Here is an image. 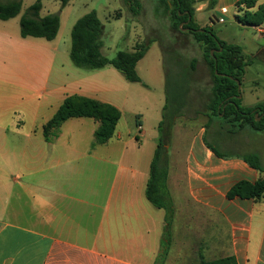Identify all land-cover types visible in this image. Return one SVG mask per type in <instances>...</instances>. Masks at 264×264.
Here are the masks:
<instances>
[{"label":"crops","instance_id":"0c3cea01","mask_svg":"<svg viewBox=\"0 0 264 264\" xmlns=\"http://www.w3.org/2000/svg\"><path fill=\"white\" fill-rule=\"evenodd\" d=\"M240 1L195 0V19L233 44L213 23L234 17L240 34L233 45L252 65L257 56L264 58V35L257 31L264 24L239 22L247 12ZM261 5L259 0L255 10ZM207 9L210 20L201 16ZM41 40L0 24V264H200L230 257L237 264H264V194L230 196L238 184L264 179L245 161L258 155L264 168V131L209 112L189 120L197 130L184 159L169 164L174 213L168 225L167 212L146 196L166 96L154 109L147 93L113 67L60 66L71 49L63 53ZM249 66L241 104L255 109L264 104V70L248 79ZM73 96L112 105L121 114L130 110L137 119L136 142L132 132L119 131V122L114 137L96 145L100 124L91 118L70 119L46 136V124ZM189 107L175 123L184 122ZM163 246L167 253L160 262Z\"/></svg>","mask_w":264,"mask_h":264},{"label":"trees","instance_id":"16d2710c","mask_svg":"<svg viewBox=\"0 0 264 264\" xmlns=\"http://www.w3.org/2000/svg\"><path fill=\"white\" fill-rule=\"evenodd\" d=\"M44 0L36 2L27 10L20 21L21 36L23 38H41L54 41L61 29L59 15L41 17ZM62 7H66L72 0H60ZM131 10L138 14L142 8L140 0H126ZM259 0H242L238 7H245L247 12L238 16L237 20L244 25L260 26L264 24V5L258 6ZM162 6L171 14L173 26L180 30L184 24L195 41L203 47L205 61L213 76L211 97L207 108L210 116H221L232 122H240V127L250 126L254 131H264V116L256 121L255 114L260 111L264 114V104L255 109L244 108L241 104V90L246 67L250 60L243 55L242 47L228 44L218 38L210 27H200L195 19V0H161ZM22 10L21 1L1 2L0 20L8 21L17 17ZM103 24L97 11H92L79 18L75 23L71 38L72 47L70 58L78 68L95 70L113 67L131 83H142L137 72V65L146 56L150 44L143 43L134 47L131 52H119L114 59L102 54ZM163 51V49H162ZM196 60L191 61V70L182 68L177 55L163 51V65L166 75V105L163 111V120L160 123V139L151 164L150 178L147 184L146 196L156 208L167 212L168 225L174 213V205L168 189L169 157L167 139L170 137L171 127L175 120L182 115L184 108L189 104L192 92V71H195ZM73 118H91L99 122L100 126L95 134V144L108 143L115 135L118 123L122 118L121 112L112 105L98 101L73 96L64 101L56 115L44 127L46 136L56 134L61 126ZM169 135V137H168ZM218 156H223L218 150L207 143ZM245 161L254 169L264 174L261 159L258 155H249ZM264 194V179L255 185L240 183L232 189L230 196L260 198ZM167 253L163 246L160 262ZM200 264H237L234 258H225L213 262L202 261Z\"/></svg>","mask_w":264,"mask_h":264},{"label":"rangeland","instance_id":"374dc122","mask_svg":"<svg viewBox=\"0 0 264 264\" xmlns=\"http://www.w3.org/2000/svg\"><path fill=\"white\" fill-rule=\"evenodd\" d=\"M0 1L22 2V10L17 17L7 22L0 20L1 25L7 26L12 34L16 33L20 37V21L36 0ZM140 1L142 2V8L136 14L131 10V5L126 0H72L64 8L60 0H44L41 17L59 15L61 18V30L54 42L45 39L41 41L55 48L58 47L60 52H67L72 47L71 33L75 22L84 15L92 11H97L103 24L101 41L103 44L102 54L105 57L114 59L119 52L133 51L134 47L138 44H150L148 53L138 65L139 72L147 85L141 86V83H134V85L147 93L148 99L153 103L154 109L160 97L163 99L166 96L163 51L165 50L167 54H176L184 70H191V61L196 60L195 71H192V92L190 93L189 103L191 107L185 110L186 112L181 118L184 122H176L171 127L170 137L168 135L169 138L166 141L169 162L175 158L183 161L187 148L197 130L196 122L189 120H192L200 114L209 112L207 105L213 86L212 72L205 61L201 44L195 41L189 30L183 28L184 24L180 26V30L174 28L171 14L162 6L161 0ZM202 2L204 1L198 2V5ZM263 2L264 0H261V3ZM201 16L210 20L212 10H205ZM227 18L228 22L225 25L217 26L214 22L213 26L216 28L215 31L222 30L227 40L234 44V40L239 38L240 32L237 28L235 18L229 15ZM248 29V35L252 37L255 32L250 28ZM257 36L259 37L258 34ZM67 60V63L60 60L59 65L67 68L70 63L72 68L79 69L74 65L69 55ZM263 70L264 58L257 56L254 63L249 66L248 79L253 78L258 72ZM243 92H247V82H245L241 89V96ZM245 98H247V95H245ZM136 120V116L130 110H124L119 124V131L125 133L128 131L132 132L131 138L135 142V135L139 132ZM152 122L151 125L157 128L156 121L153 120Z\"/></svg>","mask_w":264,"mask_h":264},{"label":"water","instance_id":"95a60500","mask_svg":"<svg viewBox=\"0 0 264 264\" xmlns=\"http://www.w3.org/2000/svg\"><path fill=\"white\" fill-rule=\"evenodd\" d=\"M188 23V22H187ZM187 23H183V24H187ZM238 85H239V89L241 90V84L240 82H238ZM241 98V97H240ZM260 114V111H258L256 114H255V118H256V121H261V119L263 118L264 114H262L261 116L259 115Z\"/></svg>","mask_w":264,"mask_h":264},{"label":"built area","instance_id":"2783aa9c","mask_svg":"<svg viewBox=\"0 0 264 264\" xmlns=\"http://www.w3.org/2000/svg\"><path fill=\"white\" fill-rule=\"evenodd\" d=\"M219 22H224V19H220ZM257 31L260 35H264V27H257Z\"/></svg>","mask_w":264,"mask_h":264}]
</instances>
